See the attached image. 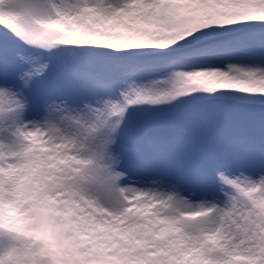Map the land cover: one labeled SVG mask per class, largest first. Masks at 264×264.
Here are the masks:
<instances>
[{
  "label": "snow or ice",
  "instance_id": "obj_1",
  "mask_svg": "<svg viewBox=\"0 0 264 264\" xmlns=\"http://www.w3.org/2000/svg\"><path fill=\"white\" fill-rule=\"evenodd\" d=\"M0 264H264V0H0Z\"/></svg>",
  "mask_w": 264,
  "mask_h": 264
}]
</instances>
